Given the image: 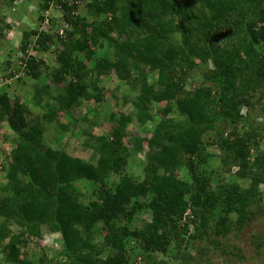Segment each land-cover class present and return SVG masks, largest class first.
<instances>
[{
  "label": "trees",
  "instance_id": "obj_1",
  "mask_svg": "<svg viewBox=\"0 0 264 264\" xmlns=\"http://www.w3.org/2000/svg\"><path fill=\"white\" fill-rule=\"evenodd\" d=\"M81 2L85 14L78 11ZM52 6L62 34L43 29L45 20L53 21L44 14ZM39 9L43 28L21 33L22 69L38 81L46 63L26 53L55 47L49 76L65 85L67 98H54L39 84L34 104L41 108L47 96L68 114L78 99L97 100L102 90L96 82L113 62L119 81L138 93L135 119L154 124L143 178L135 181L123 173L129 116L111 113L106 135L81 132L96 154L91 163L40 142L41 121L60 125L49 104L42 120L28 126L18 100L0 97V127L14 145L0 185V264H136L138 256L149 264L151 255L192 242L202 244L193 260L209 262L207 248L217 249V238L233 227L239 231L252 216L248 208L263 196L264 126L248 117L264 105V0H41ZM151 74L156 80L148 83ZM160 104L155 116L152 107ZM207 133L212 136L205 139ZM143 141L134 140L135 152H143ZM209 144L220 151L222 170L236 169L237 179L249 180L247 188L210 187L209 157L202 153ZM111 174L121 175L107 186ZM81 182L95 187L81 191ZM142 210L148 218L137 227ZM43 226L58 235L57 252L33 262L24 249L42 237Z\"/></svg>",
  "mask_w": 264,
  "mask_h": 264
},
{
  "label": "rangeland",
  "instance_id": "obj_2",
  "mask_svg": "<svg viewBox=\"0 0 264 264\" xmlns=\"http://www.w3.org/2000/svg\"><path fill=\"white\" fill-rule=\"evenodd\" d=\"M41 0H19L11 5L7 4L6 0H0V97L5 96L8 100L16 101L26 111V122L28 126H33L35 121L42 120L41 116L44 112H47V104L49 108H54V114L60 125L56 123H48L41 121V139L40 142L45 147H51L55 149H62L66 151L70 156L77 157L84 161L93 162V158L96 154L84 146L85 136L81 134L82 131L90 133L91 136L106 135L111 129L113 122L109 120V115L115 113L117 116H129L127 126L125 127L124 144L128 148V154L126 157V165L124 167V174L129 175L135 181H141L143 178V163L145 162L144 153L148 152V144L146 138L151 134V129L154 122H150L144 126L140 125L135 119V108L133 102L137 96L135 90L132 91L129 86H125L123 82H120L118 77L114 73L113 62L106 66L105 73L102 77H99L96 84L98 88H101L102 93L97 100L78 99L80 105L72 106L69 109V115L58 111L57 105L47 98L43 97L41 108L34 104L33 100V88L39 84L45 86L48 89L49 95L61 100L66 99L65 85L60 82H55L51 76H49L50 70L48 68L55 67L54 54H51L55 47L51 48L48 53L39 54L29 48L27 55H39L46 63V68L42 69V74L39 80H32L26 76L23 72L21 65V56L24 57L19 51V44L21 41V33L29 31L33 28H43L42 23L38 19L40 13L39 4ZM85 2H81L79 5V13L85 14ZM48 16V21L45 30L51 32L56 31L59 28L61 33L62 22L60 12L52 6L47 12L44 13ZM62 34V33H61ZM34 39V38H33ZM89 65V64H88ZM13 71V75L8 77L7 75ZM156 80V76L151 74L148 77V83H153ZM194 83V81H193ZM264 101V100H263ZM263 104V102H262ZM162 105H153L152 110L155 116H160L157 110L161 109ZM48 108V109H49ZM259 111L253 112L248 117L253 124L260 127L264 126V105L260 107ZM243 117H246V110H243ZM86 117V118H84ZM72 118V119H71ZM76 119V122L73 121ZM255 119V120H254ZM82 135V136H81ZM208 136H212V133H207L205 139ZM10 132L6 127H0V185L4 182L3 167L10 160V155L13 154V144L10 142ZM142 139L141 143L143 152H135L134 140ZM264 148V144H261ZM203 149V154L208 153V162L206 163V170L208 171V179L210 181V187L216 190L225 186H241V189L247 188L250 185L248 179L240 180L235 177V170L232 168L229 171H223L219 164L220 151L213 144H209ZM252 154H255L252 151ZM220 167V169H219ZM181 173H184L186 167L183 166ZM121 174H111L105 179L107 186L114 185ZM81 191L89 193L95 184L93 182H81L78 184ZM259 191L263 192V196L258 204L251 205L248 210L251 211V215L248 220H244V223L240 230L233 227V231L227 236H219L217 242L219 247H208L209 259L207 263H203L204 256L200 259L202 262L193 260V257H197L198 248L202 247L199 242H192V244L185 247L182 245L183 250L176 251L174 245L169 247V250L164 255L153 254L149 264H264V246L259 249L258 244L264 241V185H259ZM219 208L217 212L219 213ZM253 212V213H252ZM148 213L145 210L139 212L136 216V226L142 227L147 220ZM232 224L235 223L236 213L230 214ZM11 230H17V227L10 225ZM42 237L39 239H31L28 245L25 247L24 252L27 253L35 262V258L45 253L48 258H52L57 252L59 237L57 234H52L47 230L45 226L42 227ZM135 247V244H134ZM221 251H224L223 254ZM137 254L139 250L136 249ZM183 255H187V258H183ZM180 256V257H179ZM200 257V256H199ZM137 258V257H136ZM1 260V259H0ZM136 264H145L141 257L138 256Z\"/></svg>",
  "mask_w": 264,
  "mask_h": 264
},
{
  "label": "built area",
  "instance_id": "obj_3",
  "mask_svg": "<svg viewBox=\"0 0 264 264\" xmlns=\"http://www.w3.org/2000/svg\"><path fill=\"white\" fill-rule=\"evenodd\" d=\"M44 23L47 24L48 23L47 20H45Z\"/></svg>",
  "mask_w": 264,
  "mask_h": 264
}]
</instances>
